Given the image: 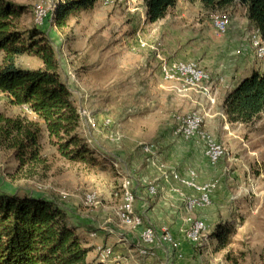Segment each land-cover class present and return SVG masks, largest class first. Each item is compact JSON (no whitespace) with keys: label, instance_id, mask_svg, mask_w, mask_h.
<instances>
[{"label":"crops","instance_id":"0c3cea01","mask_svg":"<svg viewBox=\"0 0 264 264\" xmlns=\"http://www.w3.org/2000/svg\"><path fill=\"white\" fill-rule=\"evenodd\" d=\"M182 2L181 6L171 8L163 19L152 23L146 19L141 0H113L111 6H104L98 0L92 9L81 12L66 27L51 25L49 33L46 32L74 104L78 109H86L95 119L94 128L81 125L82 137L92 147L103 149L122 163L120 166L125 169L134 193V210L143 224L141 227L127 225L116 218L114 211L103 223L105 231L98 227L82 228L71 222L68 211L71 205L70 208L58 205L77 233L94 248L89 260L97 257L99 248L111 247L112 254L106 264H202L201 260L209 254L204 247L214 248L215 242L209 236L215 225L229 221L237 225L236 238L247 242L238 244L245 262L224 259L225 264H264V139H258L264 136L247 132V125L230 122L223 130L221 121L227 118L223 99L234 83L229 82L234 50L240 47L243 51L238 66H248L250 71L257 69L249 43L255 29L246 17L245 6L236 2L212 12L229 15L228 30L218 37L208 19L201 17L202 10L206 14L208 11L193 9L196 2ZM193 13L200 18L191 20ZM21 20L22 24L33 26V21L31 25L25 15ZM192 25H196V30ZM155 42L162 43V51ZM145 44H153L149 46L152 52L158 48L160 58ZM161 59L197 63L209 71L212 83L205 84L202 91L168 82L158 67L157 60L160 65ZM192 113L207 115L203 130L227 149V156L215 167L208 164L202 145L186 142L174 134L180 119ZM106 118L111 121L112 132L121 135L119 142L108 139V130L102 124ZM100 129H105L107 134L100 133ZM94 133L104 139L98 136L99 141H95ZM102 143L112 145L113 150L106 151ZM145 147L151 151L145 153ZM254 162L263 167L256 175ZM189 170L197 174L199 188L185 186L182 181L187 178H176L171 183L164 181L166 172L186 175ZM132 178L136 184L139 180L136 189ZM207 182L214 185L210 206L204 211H186L190 197H199ZM151 185L158 190L154 199L147 194V187ZM190 191L195 196L186 194ZM250 193L256 199H248ZM30 196L55 200L48 193ZM117 219L124 229L119 227ZM193 220H203L207 230L199 241L190 244L185 233ZM162 227L168 228L178 241L181 258L168 259L158 248L149 249L139 243V234L144 228ZM155 252V258L144 257ZM261 252L263 257L259 258ZM216 254L219 253L212 249V256Z\"/></svg>","mask_w":264,"mask_h":264},{"label":"trees","instance_id":"16d2710c","mask_svg":"<svg viewBox=\"0 0 264 264\" xmlns=\"http://www.w3.org/2000/svg\"><path fill=\"white\" fill-rule=\"evenodd\" d=\"M141 1L147 21L152 23L163 19L176 4V0ZM186 1L199 2L208 12L236 2L244 5L249 23L264 44V0ZM97 2L57 0L52 23L66 27ZM27 12V6L15 0H0V94L12 106L28 107L33 116L0 113V150L11 154L18 170L37 166L45 162L41 152V136L45 134L47 143L65 161H93L100 152L79 131L78 108L62 77L52 42L34 24L21 27L20 18ZM24 55L37 58L40 66H20L18 59ZM222 105L230 123L249 125L264 114V72L253 70L224 97ZM236 234V223L216 224L209 236L215 242L213 252L225 251L224 258L230 260L226 251ZM93 250L55 200L0 192V264H103L97 257L88 259Z\"/></svg>","mask_w":264,"mask_h":264},{"label":"rangeland","instance_id":"374dc122","mask_svg":"<svg viewBox=\"0 0 264 264\" xmlns=\"http://www.w3.org/2000/svg\"><path fill=\"white\" fill-rule=\"evenodd\" d=\"M15 1L17 3H20V4L27 6L28 12L25 14V18H27V20L31 21L34 7L44 0H42V1L41 0L40 1L39 0H15ZM99 1L103 5V0H99ZM182 4H183L182 0H176L175 6L176 5L181 6ZM135 7H136V5H135ZM192 8L196 9V11L198 9H203L199 2H196L195 6L193 5ZM143 12H144V9H143ZM200 13H202V16H201L202 19L207 18L212 26H213V22L215 20H221V21H225L227 23V27H228L229 15H226V14L221 15L219 13H212V12L211 13L209 12V14H206L203 12V10ZM138 15H139V13H138ZM199 18H200V16H196V13L195 14L193 13L191 20H195V19H199ZM139 19H140V22L142 24L143 21L141 20L140 15H139ZM32 21H33V19H32ZM32 21H31V25H32ZM20 23H22L21 18H20ZM22 25L23 24H21V27H22ZM50 26L51 25H49V23H47V25L44 26L43 29L40 27L39 28L42 29L43 32L49 33ZM193 27L196 30V25H194ZM214 29H215V27H214ZM215 31H216V29H215ZM217 32L218 31H216V35L218 37L223 36V34H221V33L218 34ZM253 32L254 33L251 34V38H249V43H250L251 49H252L253 54H254V55L252 54L251 56H253V58L256 60V63H257V69L254 68V70H257L260 73H262V72H264V52L260 49V42L262 43L263 48H264V44L261 40L259 32L257 30H254ZM196 34L197 33H195L194 35H196ZM253 37H256V39L253 40ZM255 42H258V54H257V50L254 46ZM153 44H155V45L159 44L161 51L163 50V47L161 46L162 43L155 42ZM153 44H151V45H153ZM151 45L145 44V47L148 48L152 54H153V52L156 53V57L160 58L159 57L160 52H159L158 48H154L153 52H152L150 49ZM242 52H243L242 49L239 47L237 50H234L233 56L231 58L232 70H231V74L229 75V78H230L229 82L230 83L234 82V83H233L232 87L229 89V93L232 90H234L237 87V85L244 78L248 77L251 74V72L253 71V70L250 71V68L248 66H244V67H241L240 65L238 66L237 63H238V61L242 55ZM163 54H164V52H163ZM2 57H3V53H2V51H0V62L2 60ZM160 61H161L160 64L162 63V61L167 62V63H173V62L166 61L165 59H161ZM18 63L23 68H29V69L30 68L35 69V68L40 66L39 60L37 58H35L33 56H29V55H24V56L20 57L18 59ZM175 63L194 64L197 67H199V65L197 63H194V62H179L177 60V62H174V64ZM199 69L209 76V81L206 84L210 85L212 83V78H211L209 71H206L205 69H203L201 67H199ZM160 72H161V68H160ZM162 78L164 80H166L163 77V75H162ZM166 81L171 82V80H166ZM172 83H173V81H172ZM174 83H176V82H174ZM177 83L182 84L181 82H177ZM203 86L199 87L197 89H195L193 87L192 88L187 87V88L203 91ZM0 113H3V114L8 115V116L24 115L27 118L33 117L31 114L26 113L22 108L12 106L2 94H0ZM193 114H197V113H192L188 116H185L184 118L180 119V121H182L183 119H185V118H187ZM222 114H224V113H222ZM198 115H201L203 117V123H204V118H208V117H206L207 115H205V114H198ZM216 117H219L221 119L220 116H216ZM180 121L178 122V127H179ZM221 121L223 122L222 128H223V130H225L224 126L226 123H227V125H229V122H228L227 118H226V120L221 119ZM203 123H202V126L200 127V129L198 131V133L201 132V135L199 136L197 134L198 139H197V141H193V143H197L199 145H202L203 148L205 149L207 146L206 142L208 139H210V134L203 130ZM261 123H264V114H261L255 120V122L245 126V128H246L245 130L249 133L255 132L256 136H258V135L264 136V124H261ZM81 125L82 124L79 121L80 133L82 132L81 130H83ZM178 127L174 131H176L178 129ZM111 129H106V131L108 130V134L110 131H112ZM106 131H105V129H104V131H102V129H100V133L103 132L104 135L107 134ZM81 135H82V133H81ZM98 136H100L102 139H104V137L101 136L99 133H94L95 141H97V140L99 141ZM258 139H264V137H261ZM256 140H255V142H256ZM212 141L216 142L221 147H224V154L221 156V158L218 159V161L220 162L222 159H224L227 156V149L223 145V143L221 144V141L217 142L213 137H212ZM41 145H42L41 146L42 147L41 152H42V155H44L45 162L40 163L39 165L33 166L31 168L24 167L21 170H18V164L13 159V157L11 156V154L9 152L0 150V192L15 193L17 195H30V194L36 195L37 193H48V195L53 197L60 206L62 205L61 206L62 208L65 205H67L66 207H68V208H70V205L72 206L68 210L70 213V219H72L71 222H73L74 224H77L79 227H82V228L88 226V228H90V229H91V227L97 228L100 225H104L103 223H105V221L114 214L115 209L117 208L119 210V207L122 206L121 204H122L123 187L124 186L127 185L126 186V187H128L127 190L130 191L134 195V193L131 189V185L129 184V181L126 178V173H124L125 169H119V176H118V174H116L115 169L113 167L114 157L108 156V154H106L103 149H99V148L97 149L95 146L92 147L90 145L92 148H96L100 152V154H98V153L96 154L95 160H93V161L89 160L88 162L85 161V162H81V163H70V162H67L64 159H62L57 154L56 150L47 143V139H46L45 134H43L41 136ZM102 145H103L102 147H104L106 151H110V150L112 151L113 150L112 145H108L107 143H102ZM102 150H103V152H102ZM114 150H115V148H114ZM122 162L125 163V161H123V160H122ZM219 162H217L215 165H211V166L215 167L219 164ZM121 164L122 163L120 162V165ZM253 166H254L253 173H255L254 175L258 174L260 169L263 168L262 165L258 166V164H256L255 162H254ZM118 177H119V179H118ZM252 183H254L253 185L255 186L257 184V180L254 178V181ZM202 184H206V183H202ZM118 186H119V191H118ZM151 186H154V185H151ZM148 187H150V186H148ZM117 191H118V194H117ZM90 193L96 194L97 201L99 202V204H97L95 206H85L84 205L85 196L87 194H90ZM121 194H122V196H121ZM157 194H158V190H157ZM186 194L191 195V196H195L194 191H190L189 193H186ZM157 196H155L153 198H156ZM249 197H248V199H250V200H253L254 198L256 199V197L251 193H250ZM204 210H200V211H204ZM195 211H197V210H194L193 212H195ZM137 216H139L141 218L140 215L137 214ZM141 220H142V218H141ZM117 221H118V219H117ZM226 222H229V221H226ZM92 223H94V225L90 226V225H92ZM118 223H119V221H118ZM220 223H224V222H220ZM118 225L121 229H124L120 225V223ZM140 227H137L136 229H138ZM136 229H130V230H136ZM144 229H146V228H144ZM82 232L84 233V230L81 231L80 233H82ZM200 237L197 241H199L201 239ZM234 239L235 240H233V245L228 248L226 253H228L229 259L232 261H235L237 263L245 262V261H243L244 259L242 257V255L244 256V254H243L244 252L243 253L240 252L243 250H241L239 248L238 244L245 243L247 241L244 239L240 240L239 238H236V235H235ZM193 243H196V242H193ZM147 248L150 249L151 247H147ZM204 248H205L204 249L205 252L206 253L208 252L209 254H206V257H204L201 260L202 264H225V261H224L225 252H222V253L216 254L215 256H212L213 247L212 246L211 247L205 246ZM260 254L261 255L259 258H261L262 252ZM96 255L98 258L99 250H96ZM155 255H156V252H155Z\"/></svg>","mask_w":264,"mask_h":264},{"label":"built area","instance_id":"2783aa9c","mask_svg":"<svg viewBox=\"0 0 264 264\" xmlns=\"http://www.w3.org/2000/svg\"><path fill=\"white\" fill-rule=\"evenodd\" d=\"M57 0H44L41 3L37 4L34 9H33V24L36 27L43 28L44 26L49 23V25H53L52 23V14L54 12L55 8V3ZM103 5L104 6H111L113 5V0H103ZM228 30L227 28H222L221 30H216L218 33H226ZM140 43H145V42H140ZM253 47V46H252ZM158 62V67L162 68L159 65V60ZM171 71H177L176 64L173 62V69ZM164 77L168 78V71H164ZM193 77V75H189V78ZM174 83V79H173ZM22 109L28 113L31 114V111L28 107L23 106ZM78 116H79V121L80 123L85 126V127H95V119L92 117L90 113L86 109H77ZM103 126L108 128L111 125L110 119L106 118L103 121ZM174 133H180V131H174ZM181 136L184 141L186 142H191L193 143V138H195V132L189 131V133H181ZM212 134L210 135V141L212 140ZM108 139L112 143L119 142L121 140V135L119 133H113L112 131L109 132L108 134ZM203 155L205 156L207 162L209 165L216 164V154H221V147L218 144V147H211V149H204L203 146H200ZM155 158V153L153 154ZM153 165V164H152ZM113 167L115 169L116 174L119 176V169H122L120 166V161L117 158H114L113 162ZM176 178H187V180H191V186L199 188V183L197 179H194L193 177V170L187 171L186 175H181L180 173L176 171H170L166 172V178L165 182L166 183H171L172 180H176ZM133 179V189H136L139 185V180L138 184H136V181ZM214 188V185L212 183H207V187L203 188L206 189V195H208L209 192H212V189ZM119 191V190H118ZM173 191V189H172ZM174 192V191H173ZM147 194L148 196L152 199L153 197L157 196V188L155 187H147ZM180 199V195H177ZM99 204L97 201V197L95 193H90L85 196L84 199V205L85 206H95ZM191 205H199L201 207H209L210 204H204V198H198V197H190V202H188V208H186V211H191ZM118 214V209L116 208L115 210V216L117 218ZM98 230L100 231H105V226L100 225L98 227ZM207 230V225L204 223L203 220L201 221H194L193 223H190L186 233H185V238L186 240L190 243L191 242V236L195 234L197 231H205ZM150 231H157V239H148V232ZM91 236H94V233L91 234ZM139 243L143 245V247H151V248H158V252L161 251L162 253H165L166 256H168V259L175 258L179 259L181 258V254L178 251L179 248V243L178 241L173 237L171 232L169 231L168 228L162 227L160 229H146L140 231L139 234ZM99 256L98 260L106 264L109 260V257L112 254V249L111 247H102L99 248ZM144 257H150V258H155L156 255L152 256H144Z\"/></svg>","mask_w":264,"mask_h":264},{"label":"bare ground","instance_id":"6f19581e","mask_svg":"<svg viewBox=\"0 0 264 264\" xmlns=\"http://www.w3.org/2000/svg\"><path fill=\"white\" fill-rule=\"evenodd\" d=\"M214 21V20H213ZM213 26L216 30H221L222 28H227V23L225 21L221 20H215L213 22ZM225 34V33H221ZM257 34V33H256ZM258 35V34H257ZM256 37H253V40H255ZM254 46L257 50L258 54V42L254 43ZM260 49L264 52V48L262 46V43L260 42ZM177 71H171L173 69V63H167L162 62L160 64L161 68V74L164 77V71H168V78H165L166 80H171V82L174 79V82H181L184 87H193L195 89L202 87L204 84H206L209 81V76L202 72L199 67H197L194 64H187V63H175ZM189 75H193V77L189 78ZM194 90V89H193ZM203 123V117L198 114H193L182 121H180L179 127L176 131H180V133H174L176 136L180 137L181 139V133H189V131L195 132V138H193V141H197L198 136H200L201 132L198 133L200 127ZM178 125V124H177ZM206 148L205 149H211V147H218V144L214 141H210V139L206 142ZM220 146V145H219ZM221 147V146H220ZM145 153H148L151 151L150 147H145L144 149ZM224 154V147H221V154H216V161H218L219 158ZM217 163V162H216ZM215 165V164H212ZM194 179L197 178L196 173L193 172ZM182 183L192 189H196V187L191 186V180L185 179L182 181ZM126 185V184H125ZM123 186V185H122ZM127 186V185H126ZM123 187V198H122V208L118 212L117 217L125 224L131 225V226H141L143 221L134 210V195L127 190L128 187ZM155 187V186H150ZM206 188V187H205ZM122 196V194H121ZM198 198H204V204H211V192L206 195V189H203L201 191V194ZM190 202V201H189ZM188 208V203H187ZM208 207H201L199 205H191V211L195 209L204 210ZM146 230V229H145ZM205 231H197L195 234L191 236V242H197L199 237L204 233ZM156 232L150 231L148 232V239H155L156 238Z\"/></svg>","mask_w":264,"mask_h":264}]
</instances>
